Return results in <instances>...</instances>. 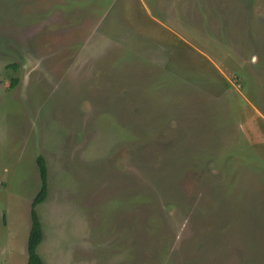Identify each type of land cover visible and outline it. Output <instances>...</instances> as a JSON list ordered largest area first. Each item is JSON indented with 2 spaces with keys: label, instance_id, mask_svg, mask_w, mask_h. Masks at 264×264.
I'll list each match as a JSON object with an SVG mask.
<instances>
[{
  "label": "rangeland",
  "instance_id": "rangeland-1",
  "mask_svg": "<svg viewBox=\"0 0 264 264\" xmlns=\"http://www.w3.org/2000/svg\"><path fill=\"white\" fill-rule=\"evenodd\" d=\"M39 156L44 264H264V0H0V264Z\"/></svg>",
  "mask_w": 264,
  "mask_h": 264
},
{
  "label": "trees",
  "instance_id": "trees-1",
  "mask_svg": "<svg viewBox=\"0 0 264 264\" xmlns=\"http://www.w3.org/2000/svg\"><path fill=\"white\" fill-rule=\"evenodd\" d=\"M16 81L13 82V87L16 85ZM36 164L39 170L41 179V190L35 197L31 207V229L28 239V264H44L43 259L38 253L39 246L44 240V231L40 218L37 213V208L47 200L49 194V171L45 158L39 156L36 160Z\"/></svg>",
  "mask_w": 264,
  "mask_h": 264
}]
</instances>
